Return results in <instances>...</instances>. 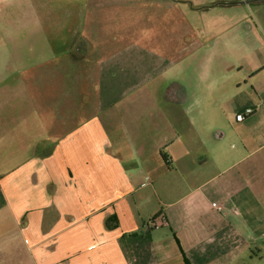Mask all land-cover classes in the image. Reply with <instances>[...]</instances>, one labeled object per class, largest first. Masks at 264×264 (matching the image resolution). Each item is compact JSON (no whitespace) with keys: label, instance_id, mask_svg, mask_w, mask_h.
<instances>
[{"label":"crops","instance_id":"0c3cea01","mask_svg":"<svg viewBox=\"0 0 264 264\" xmlns=\"http://www.w3.org/2000/svg\"><path fill=\"white\" fill-rule=\"evenodd\" d=\"M239 1L67 0L97 40L81 54L98 63L81 70L70 47L73 64L47 75L62 93L48 112L40 96L21 106L10 80L0 264H264V88L241 90L217 60L232 7L264 10Z\"/></svg>","mask_w":264,"mask_h":264},{"label":"rangeland","instance_id":"374dc122","mask_svg":"<svg viewBox=\"0 0 264 264\" xmlns=\"http://www.w3.org/2000/svg\"><path fill=\"white\" fill-rule=\"evenodd\" d=\"M66 4L67 0H0V112L11 110L12 107L17 109L14 103L16 98L7 101L2 97H6L5 94L10 91V80L18 79L22 81V87L15 88L12 94L25 98L21 106L32 109L33 104L39 102L40 96V102L47 107L48 112V102L54 97L55 91L58 95L62 94L56 86L59 83L57 79L47 76L51 74V66L65 68L69 62L71 66L73 62L69 53L73 50L76 55L97 48L95 38L85 37L86 29L82 27L81 15L78 14L74 24L75 20L69 18L71 8ZM232 8L228 17L233 20V33L228 36L226 46L223 39H218L217 60L219 65L223 63L232 66L228 79L233 84H239L241 90L254 94L252 83L256 82L258 89L264 88V71L257 75L253 72L258 65L264 63V10L256 11V8H259L257 6ZM256 17L258 21L254 19ZM244 20H249L251 24V34L248 38L241 35L246 26L242 23ZM89 30L92 34L96 33L93 26ZM247 46L254 51L247 53ZM79 58H82L81 61L75 65H80L81 70H88L91 64L98 63V60H87L85 54L79 55ZM58 73L65 76L66 71ZM90 82L91 85L83 90L91 95L90 99L95 103L100 98L99 91L96 81L91 79ZM103 89L101 88L102 91ZM260 91L264 95V90ZM34 95L36 99L32 98ZM108 105L100 99V108L97 107L95 111L98 113L99 109ZM230 105L236 111L245 103L236 101Z\"/></svg>","mask_w":264,"mask_h":264},{"label":"built area","instance_id":"2783aa9c","mask_svg":"<svg viewBox=\"0 0 264 264\" xmlns=\"http://www.w3.org/2000/svg\"><path fill=\"white\" fill-rule=\"evenodd\" d=\"M254 111L255 110L253 108H247L243 113H240L236 116V120L238 122H242L246 116L253 114ZM213 207L216 208L217 210H222V207L217 204H213Z\"/></svg>","mask_w":264,"mask_h":264},{"label":"water","instance_id":"95a60500","mask_svg":"<svg viewBox=\"0 0 264 264\" xmlns=\"http://www.w3.org/2000/svg\"><path fill=\"white\" fill-rule=\"evenodd\" d=\"M255 1H263V0H240L239 2H236V4H250Z\"/></svg>","mask_w":264,"mask_h":264},{"label":"flooded vegetation","instance_id":"af4514ba","mask_svg":"<svg viewBox=\"0 0 264 264\" xmlns=\"http://www.w3.org/2000/svg\"><path fill=\"white\" fill-rule=\"evenodd\" d=\"M263 1H264V0H263ZM255 2H262V1H255ZM263 69H264V68H261V69H259V70H256V71H255L256 73H255V72H254V73L257 75L258 73H260L261 71H263Z\"/></svg>","mask_w":264,"mask_h":264}]
</instances>
